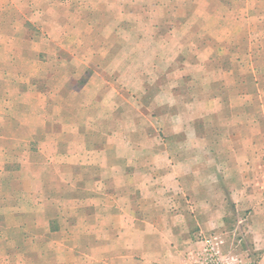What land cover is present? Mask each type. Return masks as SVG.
Masks as SVG:
<instances>
[{
    "label": "rangeland",
    "instance_id": "374dc122",
    "mask_svg": "<svg viewBox=\"0 0 264 264\" xmlns=\"http://www.w3.org/2000/svg\"><path fill=\"white\" fill-rule=\"evenodd\" d=\"M82 87L85 98L67 97ZM103 89L98 109L85 111ZM251 92L254 98L246 99ZM45 95L54 103L50 114L38 113ZM58 95L65 96L61 104ZM30 102L35 115L24 108ZM263 102L264 0H0V264H115L119 230L107 226L134 218L107 213L110 198L87 196L101 193L104 183H66L68 176L56 182L57 168L43 171L41 162L51 157L48 145L25 126H40L47 117L52 124L62 117L63 130L56 135L63 146L78 148L83 136L75 132L86 126L85 142L106 140L110 165L135 160L129 169L138 178L117 177L115 184L133 201L138 195L128 194L131 190L154 192L144 199L145 219L157 216V208L173 215L190 202L206 209L199 216L205 228L196 237L194 264L206 240L225 264H263L264 135L257 134L253 156L252 134L241 131L234 118L241 104L258 112ZM73 105L79 109L60 114L61 107ZM152 113L160 115L152 119ZM29 142L40 147L28 159ZM17 144L25 146L19 159L32 162L21 169ZM88 153L54 160L80 166L89 161ZM100 165L99 160L92 166ZM9 166L12 176L5 170ZM41 186L49 200L37 196ZM201 191L205 195L194 193ZM51 202L63 208L56 222L66 240L46 242L40 231L17 230L29 220L21 212H36L32 221L44 224L38 213ZM217 222L221 226L210 229ZM130 233L122 236L134 242ZM41 256L43 262L36 263Z\"/></svg>",
    "mask_w": 264,
    "mask_h": 264
},
{
    "label": "crops",
    "instance_id": "0c3cea01",
    "mask_svg": "<svg viewBox=\"0 0 264 264\" xmlns=\"http://www.w3.org/2000/svg\"><path fill=\"white\" fill-rule=\"evenodd\" d=\"M74 92L71 95H67V97L72 96L73 99L77 100L75 97H81V93L84 90L82 87L81 89L78 90V88L73 89ZM106 89H103L100 93L96 94L94 97L91 98V101H89L87 104L89 107L85 110L92 109L93 107H97L95 109H98L99 104L102 101V98H104V92ZM253 91V90H252ZM252 93V92H251ZM120 97H122L123 100H128V98L120 95L119 93L117 94ZM65 96H60L58 95L55 97V99H58V103L61 104V100ZM85 98V96H82L81 98ZM246 99L252 100L254 98L253 93L250 96L245 97ZM45 102L41 101L42 103H45L41 109L38 111V113H45V114H50L51 112V105L54 104L50 96L45 95L44 100ZM223 101V100H222ZM25 103V102H23ZM22 103V104H23ZM246 103V102H244ZM28 108V111L30 114H36L37 108L35 107L34 102H30V106L25 104L24 108ZM67 109L68 112L74 113L75 110L79 109L77 108L76 105H73L72 108H67V107H61L59 109V112L61 115H63L64 110ZM78 112V111H77ZM140 115H142L141 112H139ZM220 113V112H219ZM235 113V112H234ZM222 114V113H221ZM57 117V110L55 113ZM160 115V113H152L150 116L152 119L157 118ZM65 116V115H64ZM107 116V114H106ZM222 115L221 117H223ZM112 119H115L114 116H112ZM197 117H202V116H197ZM229 117V116H227ZM53 118V117H52ZM62 118V117H61ZM61 118H55L57 121L55 124H52L51 122H47L48 119L46 118L45 121H41L39 124L40 126H34L33 123H30L29 125H26L25 128H28V131H31L34 129V131H31V135L33 137L35 135H40L42 142L41 145L44 147L47 146V151L50 152L51 157H47L45 160H43L42 166H43V171L47 174L50 173V170L57 168V171L55 172V180L56 182H65L62 176L66 177L68 176L67 182L66 183H74V184H86V183H91L94 182L96 183H104V190H102L101 193L95 192V194H92L93 192H89L87 194L88 197L92 198L91 200H96L101 197H107L112 200V203H109L107 201V213L117 217V218H123L126 216V213L132 214L133 219L131 221H126L125 224L121 223L118 225H111L107 226V229L111 232L118 231V240L120 243L118 247V252L114 253V258L113 262L115 264H194L196 263L195 256L193 254V248L195 247V241L197 235L201 233L202 229L205 227L203 226V223H199L201 221V218H199L200 215H203L204 213L207 212L206 209H203L202 206L196 207L193 205V202H190L186 206H182L183 208L178 209L176 208V212L173 213V215H169L167 212L169 210H165L162 208H157L155 209V213L157 216H152L151 220L150 219H145L143 217V209L144 208V203L147 201H144V199H148V196H154V192L152 193H147L143 188H137V190L134 191H129L127 192L128 194L132 192L137 193V199L136 200H131L128 197L125 198L124 195V190H122L120 187H118L115 184V180L117 177L121 178H126V177H134L135 179L138 178V176H133L135 168L133 170L129 169L131 167H134L135 160L130 159V158H122V160L118 159L116 160L117 163H119L118 167L110 165L107 162V158H105V154L107 155V149L108 145L106 144V140L104 142H85V136L90 133V130H86V126H80L76 130V135H82L83 136V141L80 143H77L79 145L78 148L71 147V145H64L59 142V136L56 134L61 133V129L63 130V121H61ZM234 118H238L241 122L239 124L240 130H246L250 134H252V137L250 139L249 144L251 145V148L254 149L253 156L255 155V143H256V136L257 134L262 133L264 135V102L262 103L261 107L259 106V110L251 111L248 109H245L243 105L241 104L238 107V111L234 114ZM59 119V120H58ZM262 122L260 124L259 122ZM94 123L97 122L96 117H93L91 120ZM102 121L107 123L106 117H102ZM116 121V120H115ZM65 122V121H64ZM66 122H68V119H66ZM55 125V126H54ZM31 126V127H30ZM190 126V125H188ZM33 127V128H32ZM263 127V128H262ZM61 128V129H60ZM170 129V127H168ZM193 130V129H192ZM14 130L12 129V132ZM176 133H179L176 132ZM192 135L193 132H188ZM196 133V132H195ZM177 135V134H175ZM194 136V133H193ZM195 137V136H194ZM33 139V138H32ZM34 140V139H33ZM60 144V145H59ZM17 149L14 150V153L17 155L18 159H16L17 163L16 167L21 169L22 164L26 163L25 161H29L32 163L29 159V157L32 155V152H37L39 153V147H37V143L35 142H29L27 146V150L25 151V155L27 154L28 156L24 159V162H22V159H19V155L21 152V149H23L25 146L20 147L19 144H17ZM0 145V151L4 150V146ZM73 146H76V144ZM113 148V147H112ZM161 150V148H159ZM61 151V152H60ZM89 151V161L84 160V162L80 163V166H78V162L73 164H57L54 160V156L56 157L57 155H66V156H74L76 153L80 154V152H85ZM8 153H11L9 150ZM35 155V154H33ZM93 155V156H92ZM97 157L96 162H99L100 160V168L101 169H96L98 167L92 166L93 164L95 165L96 162L95 159ZM101 158V159H100ZM103 158L105 160H103ZM116 161L114 163H116ZM15 162V163H16ZM107 164H106V163ZM106 164V165H105ZM83 165V166H82ZM70 168L71 171L65 172V170H68L67 168ZM89 167L90 171H87ZM84 168V169H83ZM7 171V174L9 176L13 175L12 171V166H9L5 169ZM100 170V171H99ZM104 172V174H103ZM35 175V174H34ZM143 176V175H140ZM144 177V176H143ZM153 178L157 179L156 176H153ZM162 178V177H161ZM164 178V177H163ZM215 179L217 181L218 175L215 176ZM169 181L174 182L173 176H169L168 178ZM8 182V181H6ZM47 188V187H46ZM46 188H39V192L37 196H42L44 200H49L50 196L47 193ZM79 192H77L78 195ZM159 192H157L158 194ZM195 194H203L205 195V192H194ZM146 195V197H145ZM56 200H60L61 197H58L55 195ZM153 198V197H152ZM71 199L74 201V198L71 197ZM126 199L131 202L127 206L126 204ZM79 198L75 197L76 203L79 202ZM110 200V202H111ZM140 201H143L141 203ZM136 202V204L134 203ZM77 203V207H78ZM109 205L111 206V209L109 210ZM137 209V211H136ZM78 208L74 212L78 216ZM96 210V208H95ZM261 212L260 214L263 215L264 218V208L260 209ZM51 211V212H50ZM87 215H91L88 212L87 207H85L84 211ZM97 212V211H96ZM22 217L26 220L29 219L28 221H25V224L21 226L18 225L17 230H25V231H40L42 235L45 236L46 242H49L51 240H58V239H64L66 240L67 238H63L61 236V233L64 232L65 228H61V226L57 225L56 220H59L61 218V215H63V208L57 205H53L52 207V202L50 204V208H46L44 212L38 213L39 215H43L44 218V224L41 223L39 225L36 222L32 221L31 216L37 215L36 212L31 211L30 214L27 212H21ZM49 213H53L50 214ZM92 216V215H91ZM93 221V218L87 219V224L89 225ZM95 222V219H94ZM68 225V223H65ZM76 224V222H70V225L73 226ZM222 224V223H221ZM221 224L215 223L216 226L211 225L210 229H213V227H220ZM219 225V226H218ZM10 227V226H9ZM23 228V229H22ZM12 229H15L12 228ZM130 229V234L131 236L135 237V241H125L124 237L122 236V233H124L126 230ZM200 229V230H199ZM247 241V240H246ZM194 242V244H193ZM78 243V242H77ZM248 243L251 244V242L248 241ZM254 243V240L252 241ZM82 244V243H81ZM79 244V246H81ZM264 245V243L262 242ZM101 245V244H98ZM103 246H106L104 244ZM192 249V251H191ZM191 251V253H190ZM43 257L41 256L39 260L36 263H42L43 262ZM111 262V261H110ZM262 263L264 264V259L262 260Z\"/></svg>",
    "mask_w": 264,
    "mask_h": 264
},
{
    "label": "built area",
    "instance_id": "2783aa9c",
    "mask_svg": "<svg viewBox=\"0 0 264 264\" xmlns=\"http://www.w3.org/2000/svg\"><path fill=\"white\" fill-rule=\"evenodd\" d=\"M198 264H225L219 256L214 243L206 240L199 254L197 255Z\"/></svg>",
    "mask_w": 264,
    "mask_h": 264
}]
</instances>
